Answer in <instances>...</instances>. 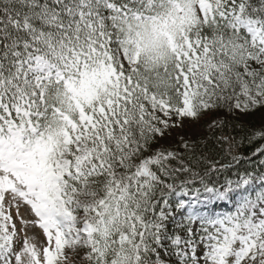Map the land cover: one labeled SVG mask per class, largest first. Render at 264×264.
Listing matches in <instances>:
<instances>
[{
  "label": "snow or ice",
  "instance_id": "6c2138e0",
  "mask_svg": "<svg viewBox=\"0 0 264 264\" xmlns=\"http://www.w3.org/2000/svg\"><path fill=\"white\" fill-rule=\"evenodd\" d=\"M257 109L264 0H0V264H264V181L153 150Z\"/></svg>",
  "mask_w": 264,
  "mask_h": 264
},
{
  "label": "trees",
  "instance_id": "16d2710c",
  "mask_svg": "<svg viewBox=\"0 0 264 264\" xmlns=\"http://www.w3.org/2000/svg\"><path fill=\"white\" fill-rule=\"evenodd\" d=\"M218 112L224 115L220 124L206 136L188 143L189 149L179 143L174 151L180 159L173 161L171 167H180L182 163L189 168L190 173H182L181 178L192 181L193 189L202 187L201 179L209 186L220 187L264 175V140L260 136L264 125L258 120L264 109L248 113L245 118L237 112ZM260 184H255L256 191ZM219 209L228 212L232 207L215 210Z\"/></svg>",
  "mask_w": 264,
  "mask_h": 264
},
{
  "label": "rangeland",
  "instance_id": "374dc122",
  "mask_svg": "<svg viewBox=\"0 0 264 264\" xmlns=\"http://www.w3.org/2000/svg\"><path fill=\"white\" fill-rule=\"evenodd\" d=\"M208 113V115L205 114L197 121H184L182 127L170 129L163 139L158 140V143L154 145L153 150H167L174 152L176 150V146L182 141L191 143L195 139L206 136L215 126L220 124L224 118V115L218 112V110ZM237 114L244 118L247 116L246 114H241L239 112H237ZM258 120L260 125H264V113L259 115ZM251 179L255 182L254 185L251 186L255 188V184H259L264 181V175L256 176ZM231 185L234 187L236 183H232ZM228 205L233 208L231 203ZM217 211L218 213H226L220 209Z\"/></svg>",
  "mask_w": 264,
  "mask_h": 264
}]
</instances>
